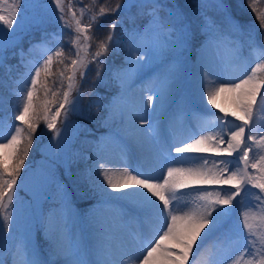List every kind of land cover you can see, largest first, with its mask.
I'll use <instances>...</instances> for the list:
<instances>
[{"label":"snow or ice","instance_id":"obj_1","mask_svg":"<svg viewBox=\"0 0 264 264\" xmlns=\"http://www.w3.org/2000/svg\"><path fill=\"white\" fill-rule=\"evenodd\" d=\"M196 2V12L202 17L198 24L194 23L188 12L175 4V0H124L123 3L118 0L114 7L109 6L107 0L103 3L92 0L91 8L89 5L81 6L79 17L73 8H69L66 13L64 0H52L55 5L53 14L58 12L56 19L62 23L61 35L64 34V28L69 29L67 34L72 48L66 54L63 45H60L42 63L32 67L24 59V50H20L21 63L27 71L15 81L17 87L12 90L15 97L13 117L20 123L9 125L14 131L8 134L4 132L5 121L0 119V264H5L3 252L10 240H15L14 246L8 248L13 257L12 264H197L204 243L201 240L200 246H197L198 238L202 233L207 238L221 226L224 218L231 216L236 197L246 193L250 186L259 190L253 195L264 205V155L256 156L253 148V145L264 147V135L257 137L252 134L257 107L264 108V49L253 47L252 51L258 54V62L238 82L221 83L208 73L202 76V90L206 94L207 104L219 108L225 116L230 114L241 123L225 120L209 110L208 134L175 145L174 150L181 155L183 163L202 161L200 167L169 166L166 176L161 180L139 166L135 169H130L127 164L116 168L110 166L103 161V141L97 142L95 146L99 159L96 167L89 170L88 180L101 197L97 203L101 207H108L113 201H125L146 214L157 216L161 221L157 232H162L158 238H155V234L153 238H147L139 232L133 233L130 238L117 236L95 213H73L67 187L57 177L55 162L59 156L55 152L52 153L49 167L41 172L38 186L32 193L33 199L26 206L31 216L23 227L20 225L18 193L20 186L27 182L26 177L22 178V169L25 168L37 128L43 122L53 133L51 139L57 141L54 147L63 149L72 133L70 116L77 110L79 98L83 95L80 87L89 64L96 65V77L100 80L101 69L105 67L101 57L106 58L108 54L116 52L124 54L121 67L112 76L119 84V91L109 109L114 119L119 117L120 127L126 135L154 139L159 133L156 121L150 118L157 111L153 107V97L159 105L167 103L177 87L190 50L193 59L199 55L202 65L209 49L222 51V60L225 67H228L240 59L243 47L240 37L246 35L247 43L254 44V31L246 34L245 26L228 12L223 0H214L216 8L224 13L219 23L206 12L200 11L207 9L206 0ZM22 3H26V0H11L10 3L8 0H0V24L4 26L0 28V66L4 64L7 48L15 47L18 42L19 33L16 29L22 30L25 27L21 23L23 16L18 19ZM97 3L99 8L95 9ZM248 5L256 11L251 0H248ZM86 9L91 14L87 21H83ZM132 9H136L133 21L136 17H146L143 27L125 30L117 37V27L121 20L116 17L108 25V34L97 38L93 29L99 26L101 17L115 15L117 12L131 13ZM69 14L74 26L68 22ZM256 18L261 28H264V14L258 13ZM40 23L42 21H34L29 27H38ZM46 42V36L42 37L40 42L30 45L28 53L37 47H44ZM92 43L96 44V48L89 59L87 53ZM73 49L76 51L73 52ZM81 51L85 53L83 57ZM157 57L162 58L163 70L142 86V90L147 88L150 92L147 108H152V113L149 114L145 107L136 105L133 94L136 81L147 62ZM65 59H70V65H65V70L70 68L71 72L65 76V72L60 71L59 75L61 80L67 79V88L62 93H51L53 98L62 95V99L49 101L48 79L54 75L52 66L54 62L63 64ZM40 91L44 93L43 102H40ZM74 91L77 93L75 98L72 96ZM224 93L231 94V113L216 102ZM183 110L184 106H178V111ZM80 131L76 129L73 134L79 136ZM113 139L121 143L123 137L116 132ZM200 152L235 156V160H214L211 161L213 167L207 168L208 157L183 156ZM121 154L122 159L126 160V146L121 148ZM172 159L175 162V158ZM249 168L256 175L250 173ZM196 184L228 185L234 191L204 190L196 196V200L203 203H197L190 209L181 208L175 203L181 199L176 195L180 189ZM112 193L121 195L113 196ZM49 200L54 203V207L47 212L37 210ZM14 213H17L15 224ZM241 215L245 234L236 241L240 251L228 264H264V235L260 234L254 223L249 222L247 212ZM119 216L121 219L130 217L138 223L149 219L148 215L143 218L137 214L130 216L123 207ZM252 219L255 220V217ZM84 224L92 229L89 239L85 238L83 228L79 232L76 230ZM34 231L44 234L46 254L42 253L34 240ZM222 242L225 250L233 243L230 236ZM212 264H217V261L212 260Z\"/></svg>","mask_w":264,"mask_h":264},{"label":"rangeland","instance_id":"obj_2","mask_svg":"<svg viewBox=\"0 0 264 264\" xmlns=\"http://www.w3.org/2000/svg\"><path fill=\"white\" fill-rule=\"evenodd\" d=\"M8 2L10 3L11 0H8ZM103 2L104 0H100V3ZM117 2L118 0H107V4L112 7ZM120 2L123 3L124 0H120ZM206 2L208 4L207 9H201L200 11L206 12L207 15L213 17L219 23L224 13L216 8L214 0H206ZM251 2L256 8L255 12L249 7L248 0H223L228 12L245 26V33L254 31V44L249 45L247 43L246 35L240 37V41L243 44L240 51V59L228 67H225L222 60L224 55L222 51L218 52L215 49H209L205 54L202 65L199 55L197 54V57L193 59L192 51L190 50L186 55L187 63L181 69L177 87L169 97L167 103L159 105L155 96L153 97V107L157 108V111L155 116L150 118L156 121L159 133L154 139L143 137L134 138L126 135L120 127L119 117L113 118L109 105L118 95L119 84L112 76L121 67L124 54L121 52L108 54L117 58V65L111 64L110 66L105 64V67L101 69L99 85L102 89H91L88 85L82 86L83 95L79 98L77 110L71 114L72 118H70L72 122L70 125L72 133L69 134V138L65 142L63 149L58 150L54 147L57 141L51 139L53 134L42 141L49 132L45 125L37 128L33 144L41 143L40 151L42 152V156L36 159L33 168H30L28 171L26 169V174L23 178L26 177L27 182L20 186V189L23 190H19L18 193L19 206L17 213L20 217V225L23 227L31 216V211L26 210V206L33 199L32 193L38 186L41 172L49 167L52 162V153L55 152L59 156V159L55 162L57 177L67 187L72 202L73 213H95L97 218L103 220L104 224L110 227L117 236L130 238L133 233L139 232L147 238H153L154 234L155 238H158V235L162 234V232H157L161 224L157 216L151 215L150 213L146 214L125 201H113L108 207H101L97 203L101 197L98 190L93 188L88 180L89 170L96 167V161L99 159L95 152V146L97 142L103 141V161L110 166L116 168L122 164H127L130 169H135L139 166L143 171L161 180L163 176H166L169 166L200 167L203 163L202 161L183 163L181 161V155L177 154L174 150L175 145L181 142H191L193 138H199L202 134H208L207 129L209 125L207 120L209 119V110L217 116L224 117L225 120L234 121L236 124L241 123L240 121H236L230 114L225 116L219 108H213L207 104L206 94L202 90L201 79L204 73H208V75L221 83L238 82L258 62V54L252 51V48L258 47L264 49V28H261L260 21L256 18L258 13L264 14V0H251ZM175 4L188 12L194 23L198 24L201 22L202 17L196 12V0H175ZM82 5H89L91 8L92 0H71V3L69 0H64L66 13H68L69 8H73L77 13V17L80 16V8ZM94 8L98 9L99 3ZM53 10H55V5L52 3V0H26V3L21 4L18 19L21 18V15L23 16L21 23L25 27L22 30L16 29L19 33L17 37L18 42L15 47L7 48L4 64L0 66V119L5 121V133L11 134L14 131V128H10L9 125L20 123L19 121H15L13 117L15 97L12 95V90L17 87L15 81L20 78L21 74L27 71V68L21 63L20 50H24L26 53L24 59L29 62L28 66L32 67L42 63L43 59H46L47 55H52L54 50L60 45H63L66 54L67 50L72 48L69 35L67 34L69 29L64 28V34L61 35L62 23L56 19L59 13L56 12L54 15ZM85 13L83 21H87L91 14L88 9L85 10ZM135 13L136 9H132L131 13L117 12L115 15L103 16L100 19L99 26L94 28L93 31L98 39L105 37L108 34V25L112 22L110 18L119 17L121 20V32L116 33V35L120 37L125 30L132 29L124 22L128 18L133 20L132 17L135 16ZM140 18L136 17L135 20ZM67 19L69 24L74 26V21L70 14L67 16ZM34 21H42V23L38 27H29ZM45 36L47 38L45 46L37 47L31 53H28L30 45L40 42L42 37ZM258 42L261 46L257 45ZM94 45L95 43H92V47L87 53V56L90 58L92 52L95 51V48H93ZM75 51L76 49H73V52ZM80 55L83 57L85 53L81 51ZM106 58L101 57L104 61H106ZM147 59L146 57V61ZM65 65H70V59H65L63 64L54 62L52 70L55 73L57 68V80L53 84V89L59 85V80L61 81L60 71H64L65 76L70 74L71 69L68 68L65 70ZM163 67L162 58H154L150 62H147L146 67L136 81V90L133 94L134 101L138 107H145L149 114L152 113V108H147V98L150 92L147 88H143L142 90V86L146 81L161 72ZM50 80L51 77L48 79V84ZM63 80L66 83L63 82L65 84L64 88L57 89L59 93H62L67 88V79ZM76 95L77 93L73 98ZM54 99L60 100L62 99V95L58 94ZM216 102L229 113L233 110L231 94L229 93L221 94ZM178 106H184V110L178 111ZM54 110L55 108H53ZM137 126L139 127V125ZM76 129H81L79 136L73 134ZM144 130L147 131L146 126H144ZM116 132H119L123 137L121 143H117L113 139V134ZM259 135H264V129ZM124 146H126L128 153L126 160L122 159L121 154V148ZM224 146L226 147V145ZM250 155L253 154L250 153ZM255 155H264V147H260L258 154L255 153ZM31 156H33V153L29 154L26 158L25 167L31 161ZM183 156L208 157L209 163L206 165L207 168L213 167L211 161L214 160H235V156H218L213 152L189 153L183 154ZM33 157L37 156L34 155ZM172 158H175V162H173ZM218 167H223V165H219ZM248 171L256 175L251 168ZM99 179H102V177ZM222 189L234 191L228 185L196 184L187 189H180L176 195L181 197V199L175 203H178L181 208L190 209L197 203H203L202 201L196 200L198 193L204 190ZM133 190L143 191L142 189H129V191ZM108 191L110 193L112 192L111 189H108ZM258 191V189H252L249 186L246 193H242L241 196L236 197V200L233 202L231 216L224 218L221 226L207 238L202 233L201 237L197 240V246H200L201 240L204 241L197 264H212V260L217 261V264H228V261L240 251V245L236 241L245 234L241 215L244 212H247L249 222L254 223L257 230L260 231V234L264 235V205H261L257 197L253 195ZM112 195L120 196L121 193H112ZM156 203L159 204L160 202L157 200ZM54 206V203L49 200L47 203H42L37 210L42 209L47 212L49 208ZM121 207L129 212L130 216L131 214H137L143 218L145 215H148L149 219L141 223H138L130 217L121 219L119 216ZM17 213H14L13 224H15ZM253 217H255V220L252 219ZM81 228H83L85 238L89 239L92 229L87 224H84L77 227V232ZM39 234L41 235L38 237ZM33 236L36 242L44 241L46 245L45 250H47V242L44 239V234L34 231ZM227 236H230L233 243L225 250V245L222 241ZM14 244L15 240H10L3 252L5 264H12L13 257L11 252L8 251V248L13 247ZM195 248L196 246H194V251Z\"/></svg>","mask_w":264,"mask_h":264},{"label":"water","instance_id":"obj_3","mask_svg":"<svg viewBox=\"0 0 264 264\" xmlns=\"http://www.w3.org/2000/svg\"><path fill=\"white\" fill-rule=\"evenodd\" d=\"M4 26L2 24H0V28H3Z\"/></svg>","mask_w":264,"mask_h":264},{"label":"trees","instance_id":"obj_4","mask_svg":"<svg viewBox=\"0 0 264 264\" xmlns=\"http://www.w3.org/2000/svg\"><path fill=\"white\" fill-rule=\"evenodd\" d=\"M53 81V80H52Z\"/></svg>","mask_w":264,"mask_h":264}]
</instances>
